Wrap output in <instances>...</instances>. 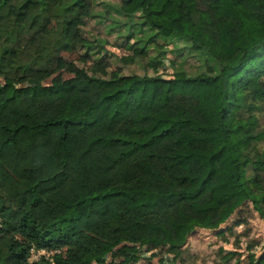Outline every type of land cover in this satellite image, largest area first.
<instances>
[{
  "label": "trees",
  "instance_id": "16d2710c",
  "mask_svg": "<svg viewBox=\"0 0 264 264\" xmlns=\"http://www.w3.org/2000/svg\"><path fill=\"white\" fill-rule=\"evenodd\" d=\"M96 1L0 0V264H129L117 254L182 247L248 204L264 220V0L107 8L123 60L152 74L95 57ZM170 44L164 75L152 59ZM82 49L73 76L24 85Z\"/></svg>",
  "mask_w": 264,
  "mask_h": 264
},
{
  "label": "rangeland",
  "instance_id": "374dc122",
  "mask_svg": "<svg viewBox=\"0 0 264 264\" xmlns=\"http://www.w3.org/2000/svg\"><path fill=\"white\" fill-rule=\"evenodd\" d=\"M121 1H96V10L102 16L87 20L84 30L90 43L88 44L94 46V50H97L95 57H101L99 56L101 54L109 56L113 68L120 67L125 73L143 74L148 72L152 74L154 69L147 67V59L140 58V61L126 62L122 58L129 55L130 51L121 46L122 39L118 35L119 25L111 29L112 25L110 23L113 20L112 18L121 21H125V19L117 14L114 9L108 14L105 13L107 8L111 9L112 6H117ZM166 48L169 51L166 53L165 58H162L159 63L155 59H152V62L157 65L156 72L171 75L174 72L170 64L171 58L175 56L174 45L170 44ZM82 52H84V49L79 52H64L70 63L66 68L44 81H39L36 77H30L24 85L34 83L52 84L73 76L74 68L82 66L79 60ZM92 63V61H89L87 65L90 66ZM3 82H5V79H0V84ZM240 218H243V220L240 221ZM263 248L264 220L252 205L248 204L237 210L228 222L222 225V229H197L189 236L186 244L182 247L171 245L138 247L136 252L118 253L117 259L131 258L129 264H245L249 253L258 254ZM228 253H234V257H225ZM51 255L52 252L48 254V256ZM239 258H242L241 262L238 261Z\"/></svg>",
  "mask_w": 264,
  "mask_h": 264
},
{
  "label": "built area",
  "instance_id": "2783aa9c",
  "mask_svg": "<svg viewBox=\"0 0 264 264\" xmlns=\"http://www.w3.org/2000/svg\"><path fill=\"white\" fill-rule=\"evenodd\" d=\"M49 253H51V252L46 250V249H40V250L33 249L31 260L40 259L43 255H45L47 258H50L53 261L51 256H48ZM52 264H54V263H52Z\"/></svg>",
  "mask_w": 264,
  "mask_h": 264
}]
</instances>
